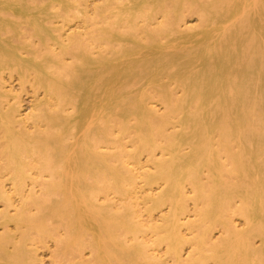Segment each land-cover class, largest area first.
Segmentation results:
<instances>
[{"label":"bare ground","instance_id":"bare-ground-1","mask_svg":"<svg viewBox=\"0 0 264 264\" xmlns=\"http://www.w3.org/2000/svg\"><path fill=\"white\" fill-rule=\"evenodd\" d=\"M89 7V0H0V73L15 72L43 92L22 116L0 77V169L20 197L13 213L0 212V264H33L32 234L54 240L55 264L159 261L138 240L146 230L130 162L143 152L154 165L142 172L144 201L168 207L148 227L178 264L185 243L200 253L187 264H264V0H100L89 30L65 37L50 28L87 18ZM192 10L201 26L181 28ZM21 22L32 31L15 43ZM34 171L47 177L39 192ZM7 192L0 189L9 207ZM189 199L199 209L198 232L186 238ZM206 220L223 224L221 240L201 228Z\"/></svg>","mask_w":264,"mask_h":264},{"label":"rangeland","instance_id":"rangeland-1","mask_svg":"<svg viewBox=\"0 0 264 264\" xmlns=\"http://www.w3.org/2000/svg\"><path fill=\"white\" fill-rule=\"evenodd\" d=\"M89 3H90L91 8L89 7L87 18H84L82 16L81 17L71 16L69 18V20L67 22H64V23H62L59 20H54L53 22L49 23L50 28L53 30H56L59 28L65 37L67 35L72 34V33L77 32L76 34H78V33H82V32L89 30L93 26L91 16H94V13H95L94 12V5L100 3V0H89ZM199 14L201 15V12L197 11V10L186 11L185 12L186 16H185L184 21L181 23V28H184V29L195 28L196 29L199 26H201L202 19H201V16ZM61 23H62V26H61ZM20 28H21V34H19L18 36H15L13 38V41L15 43L21 42V41H26L27 38L22 37V34H24V33L27 34V32L32 31L31 25L27 22H21ZM28 30H30V31H28ZM29 40L34 45L36 44L35 46L37 47L39 40H38V38H36V36L29 38ZM0 77L3 78V82H4V85L6 86V89L10 91V96L8 98L9 103L10 104H17L19 107V110H20V114L22 116H25V117L28 116L33 111V107L36 104L37 100L42 98V96H43L42 90L34 91L30 82L22 83L21 80L19 79L18 74L15 72L11 73L7 70H4L0 73ZM152 94L155 96V101H154L153 105L156 107L157 110H159V112H162L164 110V107H165L162 98L160 97V95L157 92H155V93L152 92ZM27 125L31 126V129H33V127H32L33 124H32L31 120L27 121ZM1 140H3V138H1ZM131 147H132V145L129 144V148H131ZM156 153H157V157H158L160 154L159 150H157ZM1 161H2V159L0 160V162ZM130 163H131L130 166L134 170H136V172L139 175L138 176V187L136 188L135 194H136V199H137L138 213L140 214V218L142 219V222L145 223L144 228L146 230L144 233L139 234L138 237L139 238L141 237V238L140 239L138 238V240H141L145 243L147 242L146 243L147 245L149 243V245H151L149 247V250L155 256V259L160 258V260H159L160 262L158 260L152 261L153 264H164V263L165 264H178L175 260L174 254L169 249L168 242L160 241L158 239V233L153 231L152 229H150V227H148L151 219H153L155 222H160L162 214L165 213L168 209V207L166 205L162 206L161 208L148 209L147 206H150V203L149 202L146 203L144 201V195H146V193H148L150 191V189H149L148 185H146L144 183V181L142 180V177H143L142 172L144 169L145 170L153 169L154 165H153L152 161L150 160V157L147 154V152H143L142 154H140L139 158H138V160H136V162L131 161ZM141 166L143 168H140ZM39 174L40 173H38L36 171H34V174H33V176L37 177V179L39 180V182H38V180L36 179L37 185L35 187V189L38 190V192L40 191V183L43 182V180L47 179L46 175H43V174L39 175ZM203 175H205V176H202V181L208 182V178H207L206 174L203 173ZM44 178H46V179H44ZM157 187H158L157 184L153 185L152 189L155 188L153 192L158 191ZM2 188L5 189L6 191H8L7 193L11 196L12 205L7 207L6 201L0 197V212L8 209L11 213H13L14 209H15V205L20 200V197L14 193V191L12 189V181L8 178L7 172L5 170L3 171L2 169H0V189H2ZM185 190L187 191L188 196H192L194 194V191L192 189L191 184H186ZM234 199H233V202H234V206H235V204H237V203L239 204V199H238V197H234ZM188 209H189V211L187 213L188 217H186L185 219L187 221H189V223H188V225L182 227V233L184 234V237L191 238L196 232H198V230L196 229L197 227L195 226V222L199 218V216H198V210L199 209H198V206H196L194 204L192 199L188 200ZM231 215H232L231 218H232L233 224L237 227V229H243L246 226L244 223V219H243L242 215L237 214V213H233ZM143 216H144V218H143ZM145 217H147L146 220H145ZM146 221H148V222L146 223ZM201 224H202L201 228L208 227V229L210 230L212 240L219 241L225 236V233L223 231V228H224L223 224L219 220L214 221V223H212L209 220H206V221L201 222ZM9 227H11L10 228L11 231H15L13 223H11L9 225ZM2 228L3 227L0 225V232H2V230H3ZM148 230H150V231H148ZM185 232H186V234H185ZM144 236H145L146 241L144 239ZM31 237L33 239H35V240L32 239V242L30 243V245H32L34 247V250L36 253V260L33 262V264H55L59 252H58V248H57L54 240L52 238H49V237H44L42 240H40L36 237L35 234H32ZM146 237H148V238H146ZM142 239H144V240H142ZM130 241H131V239L129 240V242ZM150 242H152V243H150ZM259 244H260V241L257 240L256 245H259ZM191 247H193V245L190 243H185L183 245L182 251H181L182 252V262L180 264H183V263L187 264V262H189V260H190V259H187V258H189L188 256L193 254L194 257H196L200 254V253L198 254L197 250H194V247L192 249H191ZM151 250H153L154 252ZM201 252H202L201 254L205 255V256L209 254L210 251H208L207 245H204L202 247ZM90 255H91V251L89 249H85L84 250V257L88 258V257H90ZM185 256H187V257H185ZM149 263L152 264L151 262H147L146 264H149ZM204 263L205 264H214L212 258H207Z\"/></svg>","mask_w":264,"mask_h":264}]
</instances>
